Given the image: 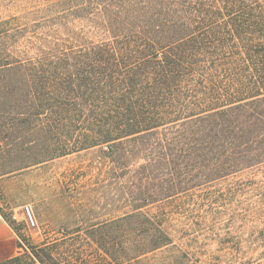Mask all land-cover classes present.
Segmentation results:
<instances>
[{"label": "trees", "instance_id": "1", "mask_svg": "<svg viewBox=\"0 0 264 264\" xmlns=\"http://www.w3.org/2000/svg\"><path fill=\"white\" fill-rule=\"evenodd\" d=\"M50 1L36 12L46 15L10 17L0 34L6 87L21 96L9 107L22 125L67 135L42 145V159L147 136L164 161L195 148L219 174L264 153V0Z\"/></svg>", "mask_w": 264, "mask_h": 264}, {"label": "rangeland", "instance_id": "2", "mask_svg": "<svg viewBox=\"0 0 264 264\" xmlns=\"http://www.w3.org/2000/svg\"><path fill=\"white\" fill-rule=\"evenodd\" d=\"M50 2L0 0V34L10 17L34 22ZM9 76L1 66L0 215L19 247L1 264H264V153L219 174L201 165L195 148L164 161L147 136L42 159V145L67 135L40 132L34 118L20 123L9 101L21 96L6 87ZM164 231L171 242L151 250V237Z\"/></svg>", "mask_w": 264, "mask_h": 264}, {"label": "crops", "instance_id": "3", "mask_svg": "<svg viewBox=\"0 0 264 264\" xmlns=\"http://www.w3.org/2000/svg\"><path fill=\"white\" fill-rule=\"evenodd\" d=\"M18 245V236L11 224L0 219V264L16 255Z\"/></svg>", "mask_w": 264, "mask_h": 264}, {"label": "built area", "instance_id": "4", "mask_svg": "<svg viewBox=\"0 0 264 264\" xmlns=\"http://www.w3.org/2000/svg\"><path fill=\"white\" fill-rule=\"evenodd\" d=\"M0 219H1V215H0Z\"/></svg>", "mask_w": 264, "mask_h": 264}]
</instances>
